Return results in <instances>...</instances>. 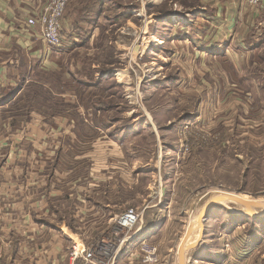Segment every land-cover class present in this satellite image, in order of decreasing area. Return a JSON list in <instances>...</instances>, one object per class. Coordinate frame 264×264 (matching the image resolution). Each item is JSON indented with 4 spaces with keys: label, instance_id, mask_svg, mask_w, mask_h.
Instances as JSON below:
<instances>
[{
    "label": "rangeland",
    "instance_id": "obj_1",
    "mask_svg": "<svg viewBox=\"0 0 264 264\" xmlns=\"http://www.w3.org/2000/svg\"><path fill=\"white\" fill-rule=\"evenodd\" d=\"M216 1L68 0L53 66L0 113V178H39L60 160L48 180L97 212L70 247L78 258L130 234L115 264H180L201 237L185 264H264V218L245 207L224 202L196 229L220 191L264 206V0ZM131 209L137 225L118 230ZM13 238L1 264L29 260Z\"/></svg>",
    "mask_w": 264,
    "mask_h": 264
},
{
    "label": "crops",
    "instance_id": "obj_2",
    "mask_svg": "<svg viewBox=\"0 0 264 264\" xmlns=\"http://www.w3.org/2000/svg\"><path fill=\"white\" fill-rule=\"evenodd\" d=\"M45 2L0 0V113L15 105L30 77L41 69H51V58L58 54V49L47 46L38 27L28 24V19L36 15ZM214 3H220V0ZM258 16L257 21L264 24V3ZM227 42L228 39H224L221 45L227 46ZM261 44L259 41L257 46ZM33 116V120L38 119ZM61 164L60 160L54 161L47 171L49 163L44 161L40 165L45 170L42 169L44 173L39 178L24 174L0 178V233H6V237L0 239V264L2 257H6L1 253V247L11 246L16 233H20V247L28 251L29 260L25 264H72L70 247L76 241L83 242L77 233L86 229L90 215L97 219L98 214L93 213L92 205L74 207L70 204L72 200L86 198L83 193L64 191L62 186L66 182L61 179L48 180L47 173L53 175L51 169ZM67 209L72 214L67 213ZM95 224L96 220L92 225ZM29 242L35 243V248L32 249ZM33 253L35 258L30 256ZM7 258L13 263H22L15 253Z\"/></svg>",
    "mask_w": 264,
    "mask_h": 264
},
{
    "label": "built area",
    "instance_id": "obj_3",
    "mask_svg": "<svg viewBox=\"0 0 264 264\" xmlns=\"http://www.w3.org/2000/svg\"><path fill=\"white\" fill-rule=\"evenodd\" d=\"M261 0H250L254 6L259 5ZM68 0H51L44 5L42 11L37 17L29 19V25L40 24L42 26V37L50 49H60L64 45L63 27L61 20L63 12ZM139 215L131 209L128 211L118 223V230L129 232L138 223ZM126 238L120 239L118 242L113 239H101L97 241L92 249H90L82 258H78V246H74L71 251L72 264H115L118 256L122 251V247L131 239L130 234H125ZM78 258V259H77Z\"/></svg>",
    "mask_w": 264,
    "mask_h": 264
},
{
    "label": "water",
    "instance_id": "obj_4",
    "mask_svg": "<svg viewBox=\"0 0 264 264\" xmlns=\"http://www.w3.org/2000/svg\"><path fill=\"white\" fill-rule=\"evenodd\" d=\"M224 202H235L245 208H247L248 212L245 213L246 215H249L251 217H254V218H257V217H264V212L263 213H254L252 211L253 207L254 208H258V207H261V205L255 203V202H249V201H246L242 198H239V197H234V196H231V195H218L214 198H212L208 203L207 205L205 206V208L203 209L202 211V214H201V224L202 223V220H206V218H208L210 212L215 209L217 206H223L222 203ZM190 235V230L188 231L186 237L188 238V236ZM130 241V240H129ZM128 241V242H129ZM200 242L202 243L203 242V238L201 237V239H199V241L195 244V245H186L185 243H183L180 248H179V253H180V264H185V253L187 251H189L190 249H195L199 244ZM123 253L121 252V255Z\"/></svg>",
    "mask_w": 264,
    "mask_h": 264
},
{
    "label": "bare ground",
    "instance_id": "obj_5",
    "mask_svg": "<svg viewBox=\"0 0 264 264\" xmlns=\"http://www.w3.org/2000/svg\"><path fill=\"white\" fill-rule=\"evenodd\" d=\"M219 195H231V196H234V197H239V198H242V199H244V200H246V201H249V202H255V203H257V204H259V205H261L262 207H264L263 206V204L261 203V202H259V201H253V200H248V199H245L243 196H241V195H238V194H235V193H233V194H226V193H222L221 191L219 192ZM233 203H235V202H233ZM235 204H237V203H235ZM237 205H239V204H237ZM239 206H241V205H239ZM238 206V207H239ZM242 210H244L243 208H242ZM248 209L247 208H245V211L244 212H248L247 211ZM236 211V210H235ZM252 211L254 212V213H257V212H255L253 209H252ZM260 212V211H259ZM264 212V211H263ZM263 212H261V213H263ZM239 213V212H238ZM241 213V212H240ZM201 214H202V212H201ZM258 214V213H257ZM200 215V214H199ZM200 217V216H199ZM200 218H198V220H199ZM198 227H196V229L198 230V232H199V234H200V230H201V228H202V224H201V221L199 220L198 221ZM197 241H198V239H197ZM122 252V251H121Z\"/></svg>",
    "mask_w": 264,
    "mask_h": 264
},
{
    "label": "trees",
    "instance_id": "obj_6",
    "mask_svg": "<svg viewBox=\"0 0 264 264\" xmlns=\"http://www.w3.org/2000/svg\"><path fill=\"white\" fill-rule=\"evenodd\" d=\"M216 208H220V206H217ZM210 214H212V211L210 212ZM210 214H209V215H210ZM260 218H261V217H260ZM262 218H264V217H262Z\"/></svg>",
    "mask_w": 264,
    "mask_h": 264
}]
</instances>
